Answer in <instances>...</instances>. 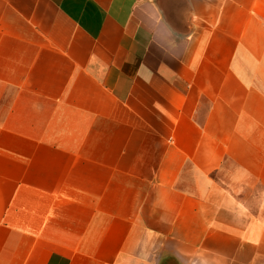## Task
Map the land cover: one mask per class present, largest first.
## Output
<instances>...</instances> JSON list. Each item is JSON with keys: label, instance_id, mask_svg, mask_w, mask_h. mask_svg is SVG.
<instances>
[{"label": "crops", "instance_id": "0c3cea01", "mask_svg": "<svg viewBox=\"0 0 264 264\" xmlns=\"http://www.w3.org/2000/svg\"><path fill=\"white\" fill-rule=\"evenodd\" d=\"M0 264H264V0H0Z\"/></svg>", "mask_w": 264, "mask_h": 264}]
</instances>
